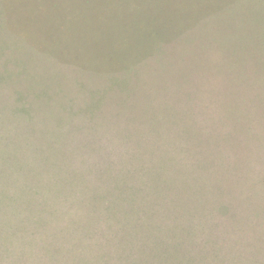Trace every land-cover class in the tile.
Wrapping results in <instances>:
<instances>
[{
	"label": "rangeland",
	"instance_id": "1",
	"mask_svg": "<svg viewBox=\"0 0 264 264\" xmlns=\"http://www.w3.org/2000/svg\"><path fill=\"white\" fill-rule=\"evenodd\" d=\"M0 264H264V0H0Z\"/></svg>",
	"mask_w": 264,
	"mask_h": 264
}]
</instances>
